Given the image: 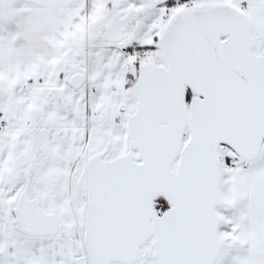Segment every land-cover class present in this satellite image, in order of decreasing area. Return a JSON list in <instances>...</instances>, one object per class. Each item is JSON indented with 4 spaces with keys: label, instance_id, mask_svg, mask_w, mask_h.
Instances as JSON below:
<instances>
[{
    "label": "snow or ice",
    "instance_id": "1",
    "mask_svg": "<svg viewBox=\"0 0 264 264\" xmlns=\"http://www.w3.org/2000/svg\"><path fill=\"white\" fill-rule=\"evenodd\" d=\"M0 264H264V0H0Z\"/></svg>",
    "mask_w": 264,
    "mask_h": 264
}]
</instances>
